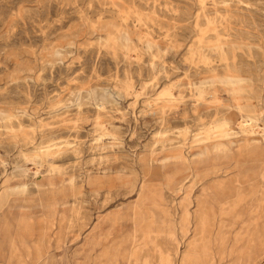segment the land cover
<instances>
[{
  "label": "rangeland",
  "instance_id": "374dc122",
  "mask_svg": "<svg viewBox=\"0 0 264 264\" xmlns=\"http://www.w3.org/2000/svg\"><path fill=\"white\" fill-rule=\"evenodd\" d=\"M202 6L251 16L252 55L232 50L264 81V0H0V193L26 169L14 182L39 202L18 214L32 226L30 247L11 248L0 264L110 263L103 252L119 264H230L241 224L221 230L218 219L212 253L190 246L199 192L227 196L224 182L252 190L248 229L262 249L245 234L240 255L259 251L254 264H264V84L260 95H233L217 77L202 91L207 67L220 64L218 26L196 25ZM247 104L254 113L239 111ZM169 211L185 234L166 230ZM139 235L149 245L137 247ZM93 238L102 239L96 251Z\"/></svg>",
  "mask_w": 264,
  "mask_h": 264
},
{
  "label": "bare ground",
  "instance_id": "6f19581e",
  "mask_svg": "<svg viewBox=\"0 0 264 264\" xmlns=\"http://www.w3.org/2000/svg\"><path fill=\"white\" fill-rule=\"evenodd\" d=\"M203 3H205V2L202 1V4ZM201 8H202V10H200L201 12L196 14V20H197L196 25L200 29H202L204 25H207V26L216 25V26H218V27L214 28L212 32H215V35L217 38V45H215L216 47L215 46L214 47L217 49L218 54H219V58H220V64L219 65H216V66L211 65V66L207 67L206 70L208 72L213 73V75L208 77V78H205L204 81L200 84V86L202 87V91L204 90L203 88H205L204 86L208 83L206 81V79L212 80L215 78L217 79V77H219L224 81V83L231 86L230 91L232 92L233 95H238V93L240 91H243V89L244 90L245 89L255 90L260 95L261 92H263L262 89H263L264 81L261 79L258 82H255L251 77H249L246 73L252 72V70H253L252 69V67H253L252 62L248 61L246 59L239 60L237 58L238 53H236L235 51L232 50V47H235V50L236 49H243L245 51L248 49L249 54L252 55V48L254 47L255 44L253 41L254 32H252V30L248 27V22L251 20V16L249 14L245 13L244 10L241 9V7H237V8H235V10H232L228 6L219 7V8L215 7L214 12L209 11L207 9V7H204V6H202ZM198 41H199V39H198ZM211 42L215 43V41H212V40H211ZM195 47H196V45H195ZM194 50H193V52H194ZM244 53H246V52H244ZM195 56H197V54ZM206 57H208V54ZM192 60H190V62ZM208 60H206V61H208ZM194 63H195V61H194ZM192 66H193V63H192ZM196 67H199V66H196ZM197 73H198V71H197ZM252 74H253V72H252ZM255 76H257V75L255 74ZM217 80H219V79H217ZM247 82L251 83L250 87H245V83H247ZM237 85H239V86H237ZM240 85H242V86H240ZM212 87H211V89H212ZM171 90H172L171 88L168 89L165 93H163V95L169 94ZM205 94H208V93H205ZM251 94H252V92H251ZM203 95H204V92H203L202 96ZM200 98H203V97H200ZM261 98H262V96H261ZM203 99H205V98H203ZM253 101H254V99H253ZM210 102H212V101H210ZM248 104L246 106L239 107V109H240L239 111L243 112V114H244V111L254 113L255 111H254L253 106L248 105ZM228 107L230 109V106H228ZM260 116H261V114H252V115H248L245 117H248V120L253 122V121H258L260 119ZM244 122L240 123L241 126H244V125L245 126H251L253 131H255L256 126H258V125L251 123V122H250L251 124H249V123H247L248 121H246V124H244ZM225 133H227V132H225ZM231 133H233V132L231 131L229 133V136L232 135ZM256 133H258V132H256ZM232 136L234 137L235 135H232ZM41 159H39V162L35 163L36 164L35 175H40L41 170L44 167V162ZM27 172L28 171L26 169H24V170L20 171L18 174H15V172L10 174L8 176V180H10V182L12 181V183L10 184V186L5 187L3 189V191L0 193V262L4 261L6 259V255H8L11 248L18 247V246H20V247L29 246L30 247V245H27L26 240L29 238V235L31 236L33 234L32 226L27 225V224L26 225L23 224L20 221V219L18 218V214H19V211H21V209L24 208L26 205H30L32 202H36V204L39 205V202L36 199L32 200L30 194H32L33 191L30 190V185L27 184V182H22V180H20L19 182H14V180H17L18 178L24 176ZM262 177H264V175H262ZM235 182L241 184L237 180ZM220 184H221V186H219V187L223 188V190L228 188L227 190L229 191V194L227 196L225 194L221 193V191L218 192L219 196L217 194L215 195L212 191L214 188L215 189H217V188L212 187V186L205 187L204 189H202L199 192L198 201L200 202V207L198 205V208H200V209L197 208L198 214L196 215V221L199 222V224L196 228L195 235L193 237L192 242L190 243V246L192 248H194L195 251H201L204 254L212 253L213 246L211 244L209 237H210V232H212L211 230L215 227L216 222H218L217 220L219 219L218 223H219L221 230L223 229V226L225 225L226 221H229V222L234 223V224H241L240 229L237 231V234L235 236L234 245L232 246V251H231L232 260H231L230 264H254L255 257H256V255H259V251L251 252L245 258H243L240 255V251L242 249L241 248V240H242L243 236H245V234H249V235L253 236L254 240L258 244V249H262V245L259 241V237L250 234L249 229H248L249 224L251 223V220H252V219H248V217H247L249 209L252 206V201L250 200L251 196H252V193H251L252 190H250V189L241 190L238 188H236V190H234V189L231 190V188L233 186L231 183L224 182V183H220ZM209 212L212 213V216L210 218L207 217V215L209 216ZM176 214H177V212H176ZM193 215H194V213H193ZM176 216L177 215H175L169 211L167 213V216H166V219L164 222L166 230L169 231L171 233V235H173L174 237L179 235V232H181L182 234H185L188 231V229L186 231V228L178 225V221H177ZM182 217H183L182 223H185V221L189 217V215L184 213V214H182ZM93 239L94 240L92 242L91 247H92V250L96 251L98 249V247H101L102 239L101 240H99L97 238H93ZM146 242L147 241H145V238L139 235L138 242L136 243V246L140 247V246L149 245V243H146ZM33 244H34L33 249L35 251V260L34 261L37 263L40 259H42V257L45 254L44 250H43V243H42V240L39 238V239L33 240ZM117 255L110 257L109 254H105V252H103L101 257H102V259L104 257H107L108 261L110 262L108 264H119V260L117 258ZM99 258H98V260H99ZM96 262L98 264H103L102 260L96 261ZM161 264H172V263L170 261H168L167 259L163 258L161 260Z\"/></svg>",
  "mask_w": 264,
  "mask_h": 264
}]
</instances>
